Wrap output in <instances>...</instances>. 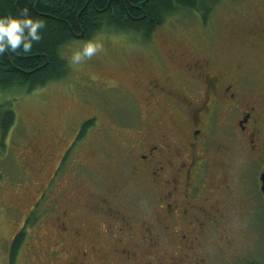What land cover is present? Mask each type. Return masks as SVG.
Instances as JSON below:
<instances>
[{"label":"flooded vegetation","instance_id":"flooded-vegetation-1","mask_svg":"<svg viewBox=\"0 0 264 264\" xmlns=\"http://www.w3.org/2000/svg\"><path fill=\"white\" fill-rule=\"evenodd\" d=\"M207 33L211 30L207 29ZM246 34V54L255 56L254 48L264 39V24L251 23ZM79 35L81 38V33L74 34ZM208 37L201 46L181 36L197 57L184 54L180 70L166 68L168 58L163 52L158 54L154 48L146 52L160 73L150 76L140 98L128 95L131 102L142 104L147 116L143 123L139 120L138 129L134 130V124L120 126L126 132L133 129V142L125 156L115 162L122 170L119 179L107 184L109 172L104 164L94 172L89 166L72 161L79 139L85 138L93 126L83 129L87 119L74 129V137L60 155L59 152L38 153L30 170L40 181L41 189L37 200L29 204L24 219L42 204L45 218L53 220L51 224L57 231L50 229V235L41 239L51 248H46L37 261L43 264H92L93 261L159 264L148 257L157 256L159 261L165 253L181 250L190 251L196 261H204L195 257L203 242L219 236L222 245L232 242L224 234L225 225L230 224L231 210L245 208V213L250 209L243 175L248 164L255 161L258 183L255 192L264 209L259 180L264 173V166H260L264 162V80L255 79L256 83H252L251 73L241 63L227 61L219 54L216 35ZM231 39L227 38V45ZM134 76L139 86V70L134 69ZM180 80L182 84L178 83ZM170 81L174 84L167 85ZM112 82L110 78L102 83L107 84L106 89L117 90V84L108 85ZM128 113L131 112H126V117ZM115 121L122 123L118 118ZM100 127L102 136L112 134L113 128ZM105 154L112 156L108 150ZM53 155L57 156L56 162ZM236 155H243L238 160L242 171L239 176H236ZM74 164L76 168L79 166L75 174L86 170L102 189L99 194H89L85 201L75 196L74 200L67 198V202L63 200L59 204V195L65 191L61 188V173H72ZM45 222L37 227V234L33 232L29 246L41 238L38 231ZM18 233L17 230L15 235ZM68 237L73 243L70 252L66 248ZM83 242L89 246L82 245ZM225 252L229 256L237 253L230 247H225ZM247 262L251 261L240 264Z\"/></svg>","mask_w":264,"mask_h":264},{"label":"rangeland","instance_id":"rangeland-1","mask_svg":"<svg viewBox=\"0 0 264 264\" xmlns=\"http://www.w3.org/2000/svg\"><path fill=\"white\" fill-rule=\"evenodd\" d=\"M262 9L264 10V0H221L210 21L205 25L211 29V33L207 34L198 15L187 10H180L178 16L168 17L155 30L152 40L150 38L145 40L139 33L103 30L93 37L103 41L104 50L90 59L85 58L78 65L70 63L72 52L82 48L87 40L73 39L62 48V55L69 67L66 77L31 92H27L25 88L6 91L0 88V106L15 113L14 124L4 135L0 132V264H43L37 260L46 248H51V245L42 243L41 239L50 235V229L57 231L55 225L51 224L53 220L45 218L44 208L40 204L28 225H25L26 236L23 245L17 251L14 261L12 263L9 261L10 241L22 224L29 204L37 200L41 189L40 181H37L30 170L31 164L38 159V153L46 152L47 155L59 152L60 155L61 150H64L74 137V129L84 120H92L94 124L85 138L79 139L76 149L79 148L72 161L89 166L94 172L104 164L105 170L109 172L107 184L119 179L122 170L115 162L125 156L133 142V129L126 132L120 126L128 124L130 127L134 124L136 127L134 130L138 129L139 120L143 123L147 116L142 104L131 102L128 95L140 98L150 76L153 73H160L155 63L151 61L152 58L148 60L146 52L152 48L158 54L163 52L168 58L166 68L170 71L180 70L184 54L187 53L190 58L197 57L181 36L204 46L206 35L209 37L216 35V42L220 45L219 54L227 61L232 59L241 63L247 72L251 73L250 81L255 84V79L264 80V39L254 48L257 51L255 56L246 54L245 39L246 30L251 23L259 21V25L264 24ZM229 37L232 39L230 45H227ZM134 69L139 70V86H136ZM110 78L113 82L108 85L117 84V90L106 89L107 84L102 83ZM172 83L173 81H170L166 84ZM178 83L182 84L183 81L180 80ZM126 112L131 113L126 117ZM116 118L121 121L125 119L122 123H117ZM165 122L168 124V120ZM100 126L113 128L112 134L102 136L99 134ZM105 150L111 152L112 156L104 155ZM90 151L93 152L91 156ZM241 156H235L236 176L242 172L241 166L238 165ZM56 160L57 156L53 155V162ZM256 165V161L248 164L243 175L248 188L247 200L250 203L248 205H251L250 209H246L244 213L245 208L237 206L238 209H232L228 215L230 224L225 225L227 232L224 234L229 237L231 243L227 241V244L222 245L220 236L211 242H203L201 250H198L200 254L196 253L195 257L204 258V261L197 262L188 250H181L175 254L165 253L162 257L158 255L159 261L157 256H150L148 260H154L159 264H240L244 260L264 264V209L258 192H255L258 188ZM260 166H264V162ZM71 167L75 169L72 173L65 171L61 173V188H65V191L59 195L61 201L59 204L63 200L65 202L68 199L74 200L75 196L85 201L89 194L100 193L102 186L96 179L90 177L86 170H79L78 174H75L79 166L78 169L75 164ZM236 179L237 177L235 182L239 185ZM237 185L236 192L239 191ZM43 220L46 222L38 231L41 238L34 240L29 247L33 232L37 234L36 229ZM69 233L75 238L72 229H69ZM66 244L67 251H72L73 243L69 237ZM82 245L88 247L89 243L83 242ZM225 247H230L237 253L229 256L225 252ZM27 248L28 251L24 254ZM93 263L100 264L97 261Z\"/></svg>","mask_w":264,"mask_h":264},{"label":"trees","instance_id":"trees-1","mask_svg":"<svg viewBox=\"0 0 264 264\" xmlns=\"http://www.w3.org/2000/svg\"><path fill=\"white\" fill-rule=\"evenodd\" d=\"M220 2L221 0H0V16H19L21 10L27 7L30 15L46 20V27L41 30L43 37L39 42L33 43L31 52H6L0 56V88L5 91L25 88L27 92H31L66 77L69 67L62 55V48L73 39L89 40L103 30L139 33L145 40L151 39L155 30L168 17L178 16L180 10H187L198 15L200 22H203L201 26L206 31L208 27L205 25ZM77 33H81L82 37L74 36ZM14 121V111L0 106L1 135L8 131ZM91 124H94L92 120H87L82 127L84 129ZM32 215L22 221L17 229L19 233L10 241L11 263L23 245L25 225H28Z\"/></svg>","mask_w":264,"mask_h":264},{"label":"clouds","instance_id":"clouds-1","mask_svg":"<svg viewBox=\"0 0 264 264\" xmlns=\"http://www.w3.org/2000/svg\"><path fill=\"white\" fill-rule=\"evenodd\" d=\"M45 27L46 20L30 15L27 7L21 10L19 16H0V56L6 52H31L33 43L42 39L41 30ZM104 47L101 39L93 37L87 40L82 48L72 52L70 63L78 65L85 58L90 59L102 52Z\"/></svg>","mask_w":264,"mask_h":264},{"label":"water","instance_id":"water-1","mask_svg":"<svg viewBox=\"0 0 264 264\" xmlns=\"http://www.w3.org/2000/svg\"><path fill=\"white\" fill-rule=\"evenodd\" d=\"M79 37H80V35H79ZM259 180H260V182L262 184L261 191L264 193V173L261 174ZM245 264H256V263L255 262H248V263H245Z\"/></svg>","mask_w":264,"mask_h":264}]
</instances>
